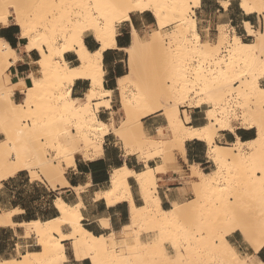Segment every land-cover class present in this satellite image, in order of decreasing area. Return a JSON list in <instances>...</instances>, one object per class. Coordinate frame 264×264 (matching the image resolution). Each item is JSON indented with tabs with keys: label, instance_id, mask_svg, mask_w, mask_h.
Masks as SVG:
<instances>
[{
	"label": "bare ground",
	"instance_id": "bare-ground-1",
	"mask_svg": "<svg viewBox=\"0 0 264 264\" xmlns=\"http://www.w3.org/2000/svg\"><path fill=\"white\" fill-rule=\"evenodd\" d=\"M237 1L244 13H258L261 15V21L264 20V0ZM50 2L51 0H0V15L10 14L13 21L19 17L23 23L29 12L35 15L38 11L43 15L51 11L50 8L32 9L31 4ZM55 2L59 4L61 0ZM63 2L71 4L76 0ZM111 2L119 6L116 9L118 15L133 9L137 0ZM139 2L149 4L151 7L142 11L135 9L133 13L150 12L157 25V34L153 36L151 33L143 39L132 33V44L125 50L127 72L117 78L119 106L124 115L118 126L114 125L113 117L109 123L97 117L99 108H106L107 103L111 101V95H105L111 91L105 89L102 84L104 73L102 52L114 44L116 23L121 22L119 19L112 20V9H101L96 13L97 16L108 15L107 21L99 27L95 26L87 10H83L79 23L74 18L69 22L70 16L74 17L76 11H81L70 7L60 9L56 21L50 23L49 38L52 37L54 29L60 38V47L68 48V52H74L81 61L70 70L63 69L62 65L68 63L64 59L51 64L49 74L53 84H59V78L66 72L74 78L70 85H66V91L55 93L56 97H70L61 103L58 109L55 108L56 100L52 99L47 91L38 93V97H44L40 102L39 114L34 111L37 106L35 100L33 110L26 107L20 112L14 107L19 104L14 100V93L18 91L16 89L11 90L6 100L0 98V134L4 136L0 140V186L2 181L20 171H26L32 181L47 182L53 189L58 184L68 185L64 173L65 169L74 165L75 155L81 153L87 160L101 153L105 135L112 132L123 142L126 154H139L144 162V169L137 173L126 165L113 169L109 177V188L95 193V197L105 199L107 205L120 201L128 202L129 222L118 232L119 238L114 231L95 236L81 224L82 203L71 205L59 196L53 200V207L58 212L57 217L24 221L19 224L24 229L23 237L33 235L39 250L27 251L18 259L1 260L0 264H64L66 260L64 241L70 242V249L76 260L88 258L91 264L93 261L95 264H181V262L231 264L232 244L226 236L234 232H239L242 238L248 232L259 235L261 228H264V208L262 216L249 226L243 196L237 193L221 203L226 212L221 218V223H233L232 231L227 235L212 230L206 231L205 234L199 229L184 231L180 227L183 218L194 206H199L207 194L220 190L230 182L238 184L244 192L264 203V186L261 184V177L264 174L257 172L264 161V136H261V129L264 127L262 108L264 96L252 89L253 79L259 78L264 69V63L260 60L264 53V33L255 30L250 22L244 20L243 28L247 36L254 37L251 42L244 41L235 33L233 27L229 33L224 29V25L217 26L218 34L215 41L209 39L197 41L196 37L200 34L197 30L194 8L200 5V0L198 3L196 0H139ZM228 2L229 0H224L220 1V4L224 7ZM8 5L18 7L10 8ZM60 16L64 17L63 22H60ZM160 23L165 27L169 25L173 27L162 31ZM87 24L93 25L89 33L94 38L100 36L97 40L100 44L99 49L90 52L78 41L73 51L76 32ZM223 48L225 54H222ZM58 50L55 46L52 48L53 53ZM35 51L40 56L39 49ZM144 51L164 57L162 60L164 76L156 81L140 82L137 58ZM96 52L101 54L96 56ZM16 62L7 50H0V92H8L4 82L10 77L3 73ZM242 73H246L247 78L235 83ZM79 78L88 80L90 86L82 98L83 104L78 103L73 109L70 107L72 102L81 99L71 96L70 87L74 80ZM11 82L17 83L15 80ZM232 95L234 101L231 102L229 97ZM186 102V106L192 108L208 105L205 110L208 122L201 126L191 125L189 114L185 110L183 119L178 105ZM49 105L55 109L51 115L44 111ZM233 108H238L239 113ZM156 112H161L166 120V126L158 128L160 137L147 135L141 123L142 118ZM30 115H36L34 126L26 119ZM22 117L25 118L23 121ZM50 121L54 122L49 123ZM235 122H238L241 128L254 129L255 136L245 141L236 136L235 141L228 146L217 144L215 137L218 132L234 133ZM192 139L206 144V157L213 163L214 169L205 172L198 165L191 164L190 176L194 180L190 181V185L196 198L193 200L194 203L173 202L170 209L164 210L160 206L156 191V174L164 172L166 162L174 160L173 152L175 150L183 152L185 141ZM252 141L256 143L250 146ZM45 145L54 150L53 158L47 156ZM157 157L162 158V163L155 167L149 166L148 161ZM129 172L134 175H128ZM128 178H134L138 185L143 199L141 206H135L133 203ZM81 189L83 188L80 186L74 188L77 193ZM20 212L18 208L11 210L0 208V226L15 227L12 216ZM102 219L108 224L107 219ZM64 226L68 229L66 232L62 230ZM142 226H146L148 232L162 231L165 236L162 238L152 235L150 239L142 240L139 236V229ZM175 231L178 235L185 236L184 243L173 239ZM132 236L133 240L129 241ZM165 243L170 245L172 249L170 253ZM236 257L243 259L238 251Z\"/></svg>",
	"mask_w": 264,
	"mask_h": 264
},
{
	"label": "crops",
	"instance_id": "crops-1",
	"mask_svg": "<svg viewBox=\"0 0 264 264\" xmlns=\"http://www.w3.org/2000/svg\"><path fill=\"white\" fill-rule=\"evenodd\" d=\"M220 1L224 0H200V5L194 10V16L197 22V30L203 38L210 39L212 31L218 25L229 24L235 29V33L239 36H247L243 21L246 20L255 27L257 20L261 19L258 13L246 14L239 6V1L229 0L228 7L224 8ZM150 13V12H149ZM151 14V13H150ZM137 17L140 23L142 34L145 30V25L154 23L152 17L147 13L133 14ZM152 15V14H151ZM230 27V28H231ZM10 35H15L17 28L10 26ZM91 43H95V48H89L88 44H84L85 48L90 52H95L99 49V42L91 35ZM141 37V36H140ZM126 40V42H125ZM132 32L125 34L121 22L116 24V35L114 44L102 52V66H103V87L110 90L112 95L117 92V78L123 76L126 71V49L132 44ZM19 47V44H17ZM35 51V50H34ZM36 57H39L35 51ZM27 55V53H25ZM65 61L72 62V57L77 55L74 52H66ZM79 63L75 64L77 66ZM17 62L11 66V74L15 75L17 71ZM126 71V72H125ZM87 84V87H85ZM90 83L88 80L79 78L75 79L71 85V96L82 99L86 91L89 89ZM19 92L16 91L14 95ZM111 95L110 105L106 108L100 107L97 112V117L109 123L111 117L115 122L118 109L113 107V100ZM119 102V100H118ZM184 110V109H183ZM183 110H180V116L184 119ZM186 112L189 114L190 124L193 126H201L206 119L203 110L199 108H187ZM143 130L147 135L155 136L158 128L165 127L166 120L161 112H156L141 120ZM159 136V135H158ZM156 136V137H158ZM236 136L241 140L252 139L255 136L254 129L235 127V132L220 131L218 132L215 141L218 144L226 145L235 141ZM206 144L200 140L192 139L184 143L183 152L175 150L174 160L167 163L166 170L156 174V191L160 200V206L164 210L172 207V203H184L192 196L189 175L190 165L196 164L205 172L213 163L206 157ZM183 153V154H182ZM162 163V158L157 157L148 161V165L155 167ZM75 165V166H74ZM73 166L65 169V179L68 185H57L56 188H51L45 181L41 184H35L40 188L36 195L28 194L24 196L26 190L31 187L32 182L27 174H22V171L16 173L14 176L2 181L0 189L7 192V197L2 196L0 190V208L3 210H11L18 208L20 213L12 216V222L16 225L0 226V261L8 259H18L17 252L21 255L25 252L38 251L32 247H37L36 242H33V236L28 238L23 237L24 229L19 226L21 222L35 219H51L58 216L57 210L53 207V200L60 196V198L71 205L78 202L82 203L81 207V224L86 230L95 236L102 234H109L111 231L118 233L121 228L129 222V204L126 201H120L113 205H107L105 199L96 198L97 192L105 191L109 188V177L113 169L126 165L130 170L137 173L144 169V162L140 159L139 154H126L123 142L115 136L112 132L105 135L102 143V152L85 160L80 154L75 155V163ZM88 184V185H87ZM128 184L132 194L133 203L135 206H141L143 199L138 189V185L134 178H128ZM82 187L78 193L74 190L75 187ZM50 197V199H49ZM96 198V199H94ZM102 218L108 220L109 226L107 228L100 225L99 220ZM63 232L68 229L66 226L62 227ZM142 236H145V234ZM142 239V238H141ZM228 241L234 245L238 239H242L239 232H234L227 237ZM70 246L69 241H64V248ZM71 250V249H70ZM66 262H76V264H83L85 260L91 264L90 259L84 258L76 260L71 252L65 250ZM257 255H260L259 253ZM21 257V256H20ZM19 257V258H20Z\"/></svg>",
	"mask_w": 264,
	"mask_h": 264
},
{
	"label": "snow or ice",
	"instance_id": "snow-or-ice-1",
	"mask_svg": "<svg viewBox=\"0 0 264 264\" xmlns=\"http://www.w3.org/2000/svg\"><path fill=\"white\" fill-rule=\"evenodd\" d=\"M196 2L198 3L199 0H196ZM8 7L12 8L18 6L8 5ZM30 7L32 9L50 8L51 11L45 12L43 15H40L38 11L35 13V15L33 12H29L28 17L23 23L19 17L13 21L10 19V14L9 16L0 15V50H7L10 53V56L14 57L17 61V71L15 75H11L10 68H6L3 73V75L9 76L10 78L4 82L8 92H0V98L6 100L7 96L11 94V90L16 89L21 93V95L19 96V104L14 105V107L20 112H23L26 107L30 110H33V102L35 100L37 106L34 111L39 114L41 111L40 102L44 100V97H38V93L41 91H47L48 95L52 99L56 100L55 108L58 109L59 105L64 103L65 100L69 99L70 97H56L55 93L57 91H66V85H70L74 79L66 72L64 76L59 78V84H53L49 74L51 64L54 61L59 62L60 60L65 59L64 54L69 51V49L66 47H60L61 41L56 35L54 29L52 37L49 38V25L50 23H54L56 21L57 12L60 9L68 7L72 8L73 10L80 9L81 11L75 12L74 17H69V22H71L74 18L77 23L80 21L83 10H87L88 14L93 18L96 27L104 24L108 19L107 14L97 16L96 13L101 9H112V20L115 21L116 19H119L121 21V25L125 34H127L129 31L134 34H139L141 32L140 23L137 17L133 15V11L135 9H140L142 11L144 8L151 7V5L142 4L139 2V0H137V3L133 9H128L125 12L119 13L118 15L116 13V9L119 6L116 3L111 2V0H76V2L71 4H66L63 2V0H61V3L57 4L55 0H51V2L47 4L33 3L30 5ZM224 7H228V5L224 4ZM157 16H159V13H157ZM59 20L60 22H63L64 17L60 16ZM13 24L19 27V31L16 32L15 35H10V26ZM92 27V24H87L79 28V30L76 32L75 39L73 40V51L78 41L83 44H88L89 48H95L97 46L95 43H91L92 38L89 35V32ZM156 27V23H153L150 26L146 24L145 30L151 31L152 35L155 36L157 34ZM159 27L161 30H163L165 25L160 23ZM261 33H264V20L261 21ZM95 39L99 40L100 36L97 35ZM196 39L199 41L203 39V37L197 36ZM17 44H19V47H17ZM45 44H47V47H45ZM54 46L59 49L55 53L52 52V48ZM113 47H115V45H113ZM35 49H39V57H36V53L34 51ZM101 51H103V49H101ZM25 53H27V55H25ZM100 54V52L95 53L96 56H99ZM260 60L262 63H264V53H262ZM77 63H81V61L73 56L72 62L64 63L62 67L65 70H70ZM246 78L247 74L242 73L235 83H239ZM13 80L17 81V83L13 84L11 82ZM29 83L31 84V87H29ZM85 87H87V84H85ZM94 87L95 81H93V88ZM252 89L254 91H259L260 95L264 96V69H262L259 78L253 79ZM105 95H112V93H106ZM78 103L83 104V99L80 101L74 100L70 107L74 109ZM116 106L117 105H113V107ZM262 108H264V104H262ZM44 111L47 112L48 115H51L55 109L49 105V107L44 109ZM24 119L25 118L22 117V121ZM26 119L30 121L33 126L35 125L36 115H30ZM237 120H239V117H237ZM53 122L54 121H50L49 123ZM222 127L228 126L222 125ZM261 136H264V127L261 129ZM3 138V135L0 134V139ZM255 143V141H252L250 146H253ZM257 172L264 174V161L261 162ZM128 175L131 176L134 175V173L129 172ZM261 184L264 186V176L261 177ZM99 223L105 228L108 227L107 222L103 219H101ZM213 227H215V225H213ZM235 227L239 226L235 225ZM201 231H203V229H201ZM229 231H232V229L230 228ZM113 238H115V234ZM161 243L163 244V242ZM230 249L233 253V260L231 264H264V228H261L259 235H256L254 232L246 233L242 239L235 241L234 245L230 246ZM171 251L172 249H169V253ZM177 251H183V249H177ZM237 251L241 256H243V259H238L236 257ZM258 253L260 255H257ZM77 259H79V257ZM66 264H68V262H66ZM70 264H76V262L73 261L70 262ZM83 264H88V261L85 260ZM93 264H95V261H93Z\"/></svg>",
	"mask_w": 264,
	"mask_h": 264
},
{
	"label": "rangeland",
	"instance_id": "rangeland-1",
	"mask_svg": "<svg viewBox=\"0 0 264 264\" xmlns=\"http://www.w3.org/2000/svg\"><path fill=\"white\" fill-rule=\"evenodd\" d=\"M196 8L197 7H195L194 10ZM145 13L149 14L152 17L153 21H154L153 16L149 12H145ZM133 14H138V13L134 12ZM154 23H155V21H154ZM172 27H173V25H169V26L165 27L162 31H166L168 29H171ZM223 27L229 33L231 32V28H230L231 26L229 24H225ZM253 28L255 30H261V19H260V16H259V19L257 20L256 26L253 27ZM151 33H152L151 31L144 30L142 32V34H140V36L143 39H145ZM217 34H218V27L212 31V37L209 40L210 41H215L216 37H217ZM189 37H190V35H189ZM241 37L246 42H251L253 40V38H254L252 36H244V37L241 36ZM203 39H205V38H203ZM222 54H225V48L222 49ZM126 59H127V55H126ZM163 59H164V57L154 55L150 51H144L141 55H139L138 58H137V64H138V68L140 69V74H139L140 75V78H139L140 82L146 81V80L156 81L160 77L164 76V70H163V67H162V65L164 63L162 61ZM125 64H126V71H127V61L126 60H125ZM10 70H11V67H10ZM20 95H21L20 92H17L14 95V100L16 102H19V96ZM229 99H230L231 102L234 101V95L229 97ZM112 100H113V104L117 105L116 109H118V112L116 114V120L114 122V125L118 126L120 124L121 120L123 119L124 115H123L122 110L120 109L119 102H118V96H117V92L116 91L112 95ZM110 102L107 103V107L110 105ZM186 105H187V102L183 103V104H179L178 105L179 110H183L184 109L186 111L187 108H192V107H187ZM207 106L208 105H205V104L200 106V108L204 112V115H205V110H206ZM233 109H235L236 112L239 113L238 108H233ZM182 113L184 114V112H182ZM207 122H208L207 119H205L203 121V124H205ZM234 126L235 127H239V123L235 122ZM159 133L160 132H159V129H158L157 133L155 134V136H158ZM158 137H160V136H158ZM228 145L229 144H226L224 146H228ZM206 149H207V147H206ZM45 150H46V154H47V156L49 158H53L54 157V154H55L54 150H52L51 148H49L46 145H45ZM79 154L81 155V153H79ZM168 162H166V163H168ZM212 169H214V165H212L209 168L208 172H210ZM22 174H27V172L26 171H22ZM190 175H191V168H190ZM190 175H189V184H190V181L194 180V178L191 177ZM30 181L32 182L31 187L28 186L24 196H27L28 194L36 195L37 192H38L37 190L40 187L36 186L35 184L36 183L37 184H41V182H42L40 180L32 181L31 179H30ZM189 186L191 188V185H189ZM0 190L3 191L2 192V196L7 197V192H5L4 189H0ZM236 193L241 195V196H243V202L245 203V208H244L245 216L247 218V224L250 226L254 222V220H258L262 216L264 203L259 198L244 192L243 189L238 187V184H236L234 182H230L228 185L222 186L220 188V190L207 194L206 198L204 199V201L201 204H199V206H194L191 209L190 213L185 218H183V220L180 223V227L183 228L184 231H186L187 229L188 230H192V231H195V230L199 229L200 232L205 234L206 231L212 230L214 232H218V233L227 235L228 232H229V229L233 227V223L232 222H226V223H223V224L221 223V218L223 217L224 214H226V212H224V209H223L221 203L224 202L225 200L231 199L232 195H234ZM49 199H50V197H49ZM195 199L196 198H195V196L192 193L191 198L189 200H187L186 202H184V203H188V204L194 203ZM213 225H215V227H213ZM201 229H203V231H201ZM139 232H140V235H139L140 238H142V240H145V241L150 239L152 237V235L158 236V237H162V238L165 236L164 232H162V231H156V232H153V233L152 232H148V230L146 229V226L140 227ZM142 234L143 235L145 234V236H142ZM228 236L229 235H227L226 238ZM116 237L119 238V234L118 233H116ZM179 237H180V240H179ZM184 237H185L184 235H182V236L178 235L176 233V231L173 233V239H175L177 242L184 243L183 242L184 241ZM132 240H133V236L129 238V241H132ZM33 242L34 243L36 242L35 237H33ZM118 245H120L119 241H118ZM165 245H166L167 250L169 251V249H171L170 245L168 243H165ZM32 248H34L36 250L39 249L38 246L37 247H32ZM65 250L67 252H71L69 244H68V247L65 248ZM20 256H21V253L17 252V256H15V257L19 258ZM241 257H243V256H241Z\"/></svg>",
	"mask_w": 264,
	"mask_h": 264
},
{
	"label": "trees",
	"instance_id": "trees-1",
	"mask_svg": "<svg viewBox=\"0 0 264 264\" xmlns=\"http://www.w3.org/2000/svg\"><path fill=\"white\" fill-rule=\"evenodd\" d=\"M15 26V25H14ZM16 28H17V31H18V27L17 26H15ZM242 140H244L243 138H242Z\"/></svg>",
	"mask_w": 264,
	"mask_h": 264
}]
</instances>
